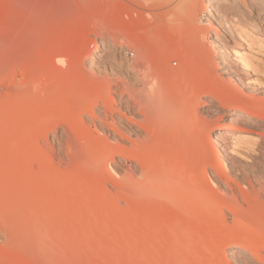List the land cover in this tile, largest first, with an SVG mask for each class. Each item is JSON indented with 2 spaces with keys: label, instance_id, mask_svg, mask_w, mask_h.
Returning <instances> with one entry per match:
<instances>
[{
  "label": "bare ground",
  "instance_id": "bare-ground-1",
  "mask_svg": "<svg viewBox=\"0 0 264 264\" xmlns=\"http://www.w3.org/2000/svg\"><path fill=\"white\" fill-rule=\"evenodd\" d=\"M104 1L0 0V207L19 210L32 248L26 262L74 264L69 239L81 247L83 236L99 229L87 217L101 207L130 224L124 242L146 240L152 254L160 244L164 264L192 238L208 264H229L227 249L241 264H264V97L222 78L214 56L219 47L244 69L255 67L249 52L255 41L264 46V37L257 41L249 28L264 26V0H249L256 18L236 0L209 7L211 0H119L110 44ZM99 37L105 48L108 41L100 70L87 50ZM246 37L252 42L245 49ZM230 140L253 162L237 164ZM73 225L85 234H74ZM115 231L113 238L106 232L109 242ZM1 246L0 264H8ZM143 246L130 247L137 262Z\"/></svg>",
  "mask_w": 264,
  "mask_h": 264
},
{
  "label": "rangeland",
  "instance_id": "rangeland-1",
  "mask_svg": "<svg viewBox=\"0 0 264 264\" xmlns=\"http://www.w3.org/2000/svg\"><path fill=\"white\" fill-rule=\"evenodd\" d=\"M105 1H106V5H105L106 7L104 6V9L105 8L106 9L103 11V13H104L103 14V17H105V18H103L102 19L103 21L102 20L101 21H102V24H103L102 26L105 29V31H103V32H105L106 34L105 33L104 34L108 37L110 33H114L113 28H114V30H116V33H117V28H118L117 27V24L119 22L117 20V14H116V12H117V5H118L117 2H119V0H105ZM105 1H104V4H105ZM214 1H216V0L208 1V7ZM236 1L239 4H241L240 6L244 7L247 10V13L248 14H250L253 18H256V13H255L254 9L250 6L249 0H236ZM125 2L128 3V4L130 3L127 0H125ZM110 3L111 4L114 3V5L117 3V5L114 6V5H111ZM110 8H113L112 11H111ZM111 13H113V15H111ZM204 15H205V18L203 19V25L204 24L205 25H208V24H206V20H207L206 17L212 16V14L210 13V8L204 10ZM110 18H111L112 21L110 20ZM119 25H120V23H119ZM260 29L261 30H259V31L257 30L256 31V30H252V29L249 28V31L251 32L250 35L252 33H254V35L255 34L258 35L257 41H258V39H261V38L264 37V26L261 27ZM118 30H120V31H118V33L120 32L119 34L120 35L122 34L121 36L123 37V32H122L121 27ZM107 31H109V32H107ZM139 32L143 33V29L141 27H139ZM88 34H90V35H88ZM86 35H88L89 37L91 36V38H90L91 40H94V38H96L95 37V34H93L92 32L89 33V31H86ZM88 36H86V37H88ZM117 36H118V34H117ZM107 37H106V40H109V44H110V42H112V39H111L110 36H109V39ZM101 40H102V38L99 37V38H97V43H95V44L93 42H91V44L90 43L89 44L87 43L88 45H90V46H87L88 47L87 50L93 51V56H91L92 59H93V65L98 70L102 69L101 67H103L101 62H102L103 57H104L103 56L104 51H105V49L108 46V41L105 42L106 48L104 47V45H100ZM122 41H124V40L122 39ZM248 42H252V40L250 38L246 37L245 41L243 42V46L245 47V49L248 47V45H247ZM119 43L117 44V49L121 45ZM209 43H208V45H209ZM227 43L229 44V47H232L233 46L232 40H227ZM254 43L255 44H252V49L253 50L251 52H249V53L253 55V60L255 62V67H253V69H250V70L244 69L242 67V65H240V63L236 60L235 56L232 53L231 54L229 53L228 55H224L221 52L222 50L219 49V47H215V55L214 56H215V59L218 62V66H217L218 73L220 74V76L222 78H224L225 80L230 81L232 84L238 85V87L240 89H242V91L244 93H246V94H254V95L258 96V97H264V46L260 45V43H256V41ZM111 48L112 47H110V51H112ZM108 51H109V49H108ZM87 59L88 58L85 59L84 66L88 69L90 67V63L88 62L90 58L88 60ZM171 59H170V66L173 69H177L178 67H177V65L174 66L175 65L174 62L176 63V61H178V63H179V60L178 59L175 60V58L172 59V60ZM172 61H173V63H172ZM113 64H114V66H116L117 65V60ZM153 66H151V67L155 71V69H157L158 67L154 66V68H155L154 69ZM108 71H110V70H108ZM129 77H131V80L133 79L132 78V72H131V75ZM239 79L241 80V82H240ZM118 91H119V87L114 83V80H113L111 93H112V95H113V97L115 99V105H117V108L120 105V102L119 101H120V98H121L120 91H119V93H118ZM125 98H127V95L126 94L123 95V99H125ZM130 103L132 104L133 102L131 101ZM101 109L103 110V107L100 105L97 108V111H101L102 112ZM135 114H133L135 117H137V118L140 117V115L138 113H135ZM117 115L119 116V113L118 112H114V117H116ZM118 116H117V118H118ZM85 117H88V115L86 114ZM89 125L93 129V124L91 123ZM56 141H57V138L55 137V139L53 140V137L51 135L50 138H49V143L53 145V142H56ZM229 142H231V148L229 150H231V155L233 156V158L235 159V161H236L237 164H239V165H245V164H248V163H252L253 162L252 156L249 155L246 150H244L242 148H237V147L235 149H233V147H234V145H232L233 142L231 140ZM43 143H44V145H46L45 142H43ZM45 147H47V146H45ZM55 150L57 151V146H55ZM220 153H221V150H220ZM222 157L226 158V156H222ZM115 159H118V156ZM55 160L57 161V158L56 157H55ZM111 167L112 168L114 167L115 169L120 170V166H119V164H117V162L116 163L115 162H111ZM108 185H110V184H108ZM87 206H88L87 209H89V210L90 209H94L91 204H89ZM10 208H11V206L9 207L8 210H6V209H2L0 207V246L2 245V246H5L7 248V249H5V250H7V254H8L6 258H7V262H9L10 264H29L30 261H31V260H29L30 259V253H31L30 250L32 249V248H29V244L26 241V240H28L27 238H29V236H27L28 235L26 233L27 231H25L24 228L22 229V226H20V223L21 222H19V220H18L19 219V216H18V211L19 210H16L17 213L15 214L14 213L15 211L14 210L13 211L10 210ZM94 210H96V215H94L96 217L92 216V217H94V218H92L93 220H91L90 217H87V219L89 221V225H91V223L93 222L95 224V227L99 228L98 229L99 231L96 228H94V230L89 233V234L92 233L91 235L94 236L93 233H94L95 230H97V231H95V232H97V234L95 233V235L97 236V238H94V237H96V236H94L93 239H92V236H91V239H90L89 234L88 233L85 234L86 228H83L82 227V228H80V230H78V228L76 230V229H74V228H76V226H74V225L73 226H69V227L71 228L70 231L72 230L73 233L76 232V231L81 232L79 235H81L82 232L84 231V234L85 235L83 236V238L84 237L88 238L89 239V242L91 241L90 243H92V240H94L93 243H95L96 242L95 239H97L98 242H96V244H97V248H95L96 251L92 248L93 245L95 247H96V245L95 244H92L90 246V243L88 242V240H86V238L83 239V241L81 242V247H80V245L78 243H75L77 245L73 244L74 241L77 238L75 236H79V235H74L76 233L70 234L69 233L70 231L67 230L68 231V234H70L71 236L73 235V238L75 237L74 239L72 238L74 241H72V240L69 239V241H70L69 242L70 243L69 246H71L74 249V251L78 252L77 255L75 256V260H73L74 264H77V262H79L80 264H98L99 262H100V264H120V263L121 264H149L150 262H151L150 264H152V262L154 264H157V263H160L161 264V262H162L164 264V261L163 260H167L168 259V256H165L164 254L161 253V247L159 246L160 244L153 246V249H155V250H152L151 249V252H153V254L155 255V259L158 257V259H156L157 260V262H156V260H154V257H153L154 255L152 253H150L149 247H148L149 253H148V251H145V249H144V246H145L144 244H145V241L146 240H144V244H143L142 241L141 242H138L137 240H134V239H128V240H126L127 242L126 241L124 242V240H122V239H125L123 237L125 235H127L128 230L130 229V226H129L130 224H127V223H124L123 224V223H121L122 222L121 219L119 217H117V218L120 219L119 220L120 222L119 221L118 222L122 224V225H119L118 222H117V220L116 219H115L116 221L114 220L115 216H114V218L113 217L110 218L109 217L110 213L106 209L104 210L101 207L95 208ZM97 210H99V211L97 212ZM16 219L18 221H15ZM104 219H105V221L107 220L108 223H107V221L104 222L103 221ZM117 224L119 225V227H118ZM89 225H85V226L86 227L88 226L87 228H89L90 227ZM96 225H99V226H96ZM12 226H14L13 229H12ZM120 226H122V228H120ZM6 229H9L10 232H9V230L7 231ZM17 229H19V230H17ZM83 229H85V230H83ZM111 230H112V232H111ZM114 230H116L115 233H116V236L117 237L115 238V240L112 239L113 242L110 241L112 243L110 245V242H109V239H108V237H109V234L108 233L111 232V235H112V233L114 232ZM67 231H64V232L67 233ZM108 231H110V232H108ZM4 232H8L7 233L8 236L6 235L7 238H6ZM106 232H108V233H106ZM19 234H20V236H19ZM107 235H108V237H107ZM113 237L114 236L112 235V238ZM23 238L26 239V240H24ZM100 239H102V240H100ZM15 240H17L18 242H16ZM22 241H23V243H22ZM101 242H103L105 245L103 246V243H101ZM4 243H6V245H4ZM18 244H20V247H19ZM124 244L129 249L127 248L126 250H124V247H123ZM128 244L130 246H128ZM139 244H142V246L144 245L143 246V250L145 251V253L143 252V258L142 259L140 258V260H138V262H137V257H135V254H134L133 251L136 249V247H138ZM146 244H147V241H146ZM194 244H196V241H195L194 238H192L191 241H189L187 243V245H186L187 251H186V249L184 247V245H185L184 244L182 246V251L176 252L170 258V264H173V262H174V264H199V263L200 264H208L207 261L205 262V260H204L206 258V256H203V255H201V253H198V251H196L197 248L194 247ZM83 245H84V247H82ZM134 245L136 247H134ZM105 246H107V247L105 248ZM132 246L135 249H132V248L130 249V247H132ZM188 247H189V249H188ZM89 248L90 249L92 248L94 251H91ZM87 249H89L90 251L87 252ZM11 251H12V254H11ZM93 252L94 253L96 252L95 255H97V256L92 255V254H94ZM261 252H263V254H264V250H261ZM15 253H17V254H15ZM22 253H24L23 256H22ZM82 253H83V255L85 254V256H86V254H89L90 256L87 255L88 257L86 256L87 258L85 257L86 260L84 261L83 260L84 256H82ZM99 253L102 256L101 255H98ZM114 253L115 254L117 253V255H115ZM18 254H19V256H18ZM144 254L146 256L145 258H144ZM146 254H148V255L151 254V258H149L150 256H148ZM114 255H115V257H114ZM77 256H80V258L79 259L76 258ZM90 257H92V258H90ZM199 257H200V260L197 261V258L199 259ZM13 258L15 259V261L13 260ZM227 258L229 259L228 260L229 261V264H241V258L238 255V253H235L234 254V257H233L231 255V252H230L229 249H227ZM207 259H209V258L207 257ZM16 260L19 263H17ZM26 260L29 261V263H27ZM96 260L98 262H96Z\"/></svg>",
  "mask_w": 264,
  "mask_h": 264
}]
</instances>
